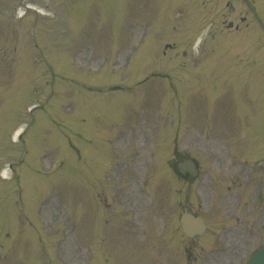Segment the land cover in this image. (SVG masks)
Returning <instances> with one entry per match:
<instances>
[{
	"label": "rangeland",
	"instance_id": "rangeland-1",
	"mask_svg": "<svg viewBox=\"0 0 264 264\" xmlns=\"http://www.w3.org/2000/svg\"><path fill=\"white\" fill-rule=\"evenodd\" d=\"M26 1L47 15L28 11L18 19L21 0H0V23L5 22L0 27V172L12 165L10 178L0 177V264H245L264 242V37L254 21L264 19V0ZM176 1L188 8L176 10ZM85 14L90 22L81 29ZM122 21L123 33L117 35ZM229 22L238 30L227 27ZM202 28L208 35L199 41ZM244 32L235 51L230 43L217 46L219 37ZM211 33L217 35L214 41ZM59 40L77 54L61 50L55 45ZM167 43L174 46L164 48ZM51 65L70 74L73 85L62 74L51 76ZM145 76L142 84L153 85L148 91L155 88L156 94L152 91L143 116L136 117L146 97L137 91L141 94L130 101L133 119L121 122L118 98L127 94L82 91L72 81H88L91 88L126 87ZM188 79L198 85L188 84L189 111L183 106L177 111L182 99L170 102L167 84L181 87ZM240 103L247 108L237 111ZM203 118L223 136L221 145L231 143L230 154L223 146L218 150L211 131H201ZM21 122L28 125L23 143L13 146L10 131ZM116 123L123 133L113 147L112 167L103 169ZM52 133L51 142L60 141L63 153L54 150L58 153L48 167ZM187 156L199 165L194 180L176 172ZM98 169L91 192L82 180L85 171L91 176ZM185 211L205 220L200 238L181 232L178 218ZM216 243L224 245L222 251H212Z\"/></svg>",
	"mask_w": 264,
	"mask_h": 264
},
{
	"label": "water",
	"instance_id": "water-1",
	"mask_svg": "<svg viewBox=\"0 0 264 264\" xmlns=\"http://www.w3.org/2000/svg\"><path fill=\"white\" fill-rule=\"evenodd\" d=\"M192 219V217H187V219L186 220H184L183 219V222H185L186 223V221L188 220V222L190 221ZM197 223H199V221L197 222ZM189 224H187L186 223V225L184 226V231L185 232H187V233H189V234H193V233H195L196 232V234H198V233H200L201 231H202V229H203V227H198V228H191L190 226H188ZM260 252V251H259ZM264 252V249H262V253ZM258 255H260V253L258 254Z\"/></svg>",
	"mask_w": 264,
	"mask_h": 264
},
{
	"label": "bare ground",
	"instance_id": "bare-ground-1",
	"mask_svg": "<svg viewBox=\"0 0 264 264\" xmlns=\"http://www.w3.org/2000/svg\"><path fill=\"white\" fill-rule=\"evenodd\" d=\"M2 174H3L5 177L7 176L5 170L2 171Z\"/></svg>",
	"mask_w": 264,
	"mask_h": 264
}]
</instances>
